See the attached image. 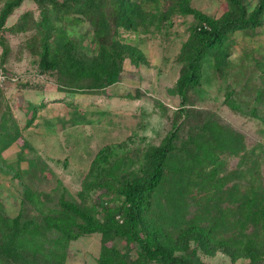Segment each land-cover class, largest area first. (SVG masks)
<instances>
[{
	"label": "rangeland",
	"instance_id": "1",
	"mask_svg": "<svg viewBox=\"0 0 264 264\" xmlns=\"http://www.w3.org/2000/svg\"><path fill=\"white\" fill-rule=\"evenodd\" d=\"M88 1L0 0V124L5 115L19 129L0 149V215L10 237L5 242L0 235V264H53L41 253L13 248L18 241L58 255L63 264H98L103 245L126 247L124 238L99 230L67 239L45 220L47 215L73 219L76 231L86 222L63 213L62 200L94 205L92 215L99 221L102 207L110 211L120 202L113 188L83 190L90 162L102 147H108L110 159L126 162L121 175L127 176L143 164L149 147L173 134L172 157L183 160L165 168L147 211L173 237L190 224H208L209 203L226 207L222 189L234 181L246 193L257 198L259 193L264 203V91L256 92L264 86V21L230 32L221 53L202 63L209 75L182 99L177 81L199 23L184 11L194 8L220 18L227 0H132L127 25L118 23L117 0H91L98 5L93 10L84 9ZM244 2L251 10L258 0ZM100 14L108 27L100 28ZM52 26L62 27L66 37H57ZM47 35L50 51L43 53ZM111 73L114 81H109ZM229 97L234 105L227 103ZM207 120L239 139L215 148L212 136L195 135ZM250 167L253 175L233 176ZM114 218L121 221L117 213ZM255 226L247 225L244 232L258 234ZM240 230L228 227L224 236L230 243L224 248L200 232L165 243L193 264H248L251 258L238 243ZM127 264L164 263L132 243ZM257 264H264V255Z\"/></svg>",
	"mask_w": 264,
	"mask_h": 264
},
{
	"label": "trees",
	"instance_id": "2",
	"mask_svg": "<svg viewBox=\"0 0 264 264\" xmlns=\"http://www.w3.org/2000/svg\"><path fill=\"white\" fill-rule=\"evenodd\" d=\"M132 3V0H117L119 7L118 23L127 25L128 20L132 21L131 14L129 13ZM227 3L228 9L220 18L211 17L194 8H186L184 11L192 13L199 23L198 26H195L190 38V49L188 52L192 51V54H187L184 69L177 81L178 93L182 99L187 97L189 89L195 88L202 83L204 75H209L202 68V63L203 61H208V57L215 52L219 51L221 53V50H223L229 39L230 32L244 29L249 25H261L264 21V0H258L257 5L251 10H247L244 0H227ZM97 6V4L93 5L92 1L89 0L84 9L90 8L93 10ZM100 15L99 23L102 24L100 28L108 27V22L103 17L104 15ZM42 21L44 27L49 28L47 15H44ZM90 21H92V18H90ZM51 28L57 34V37H60L58 35H61L63 39L66 37L62 27L56 28L52 26ZM47 38L48 35L44 36L43 53L50 51ZM127 47L130 51L142 55L138 48L133 46ZM45 64L46 61L42 60L41 65ZM262 64L264 65V62ZM51 66H56L55 60L51 63ZM114 79V74L111 73L109 81H114ZM207 80H210L209 76ZM262 91H264V86L256 90L259 96ZM227 103L229 105L235 104L232 97L228 98ZM30 108L32 117L35 107L31 105ZM254 112L256 115H259L256 111ZM30 118L28 119L29 122ZM203 128V132L202 130L198 132L196 130L195 135L201 137L204 136V133H207L209 136H212V139L217 140L215 141V148H220L221 150L225 146H229L228 144L232 140L236 141V139H239L238 136L232 135L231 131L226 127L219 125L213 120L205 121ZM18 131L17 124L14 121L8 122L7 117L4 115L0 124V149L13 140L17 136ZM171 135L173 134L167 136L160 145L149 147L145 151L143 164H140L137 170H133L127 176L121 175V170L126 162L122 158L118 160L117 158L110 159L108 147H102L96 152L90 162L86 179L83 182V190L89 192L91 189L104 186L108 189H115L116 195L120 198V202L112 210L107 211L106 207H102L104 214L101 221L93 218L92 212H96L94 205L80 207L70 201L62 200V212L83 219L86 224L80 225L79 229L74 231L71 229L73 219L70 220V218L54 215H47L45 217L46 223L55 227L62 237L67 239L75 238L82 233L95 230L101 231L103 235H116L124 238L126 247L123 249H119L115 245L111 247L103 245V250L98 257V264H127L129 245L132 243L138 244L143 255L164 264H193V260L187 257L186 254H174L165 241L172 239L183 241L191 233L200 232L207 237L206 240L209 243H212L216 247L224 248L230 243L229 239L224 236L226 230L230 225H237L241 228L239 234L243 237V239H238V243L241 245L240 249L251 258L248 264H257L258 258L264 255V237H258L260 233L264 234V203L259 193V198H257L256 193L244 192L240 188L241 185L238 181H234L230 187L222 189L224 190V196H221V199L227 201L226 207H221V203L219 205L216 201L209 203L207 215L205 216L209 222L208 224H190L178 232L175 237L158 224L155 218L147 214L151 206V195L165 178V168L183 160H180L181 156L178 157L177 161H174L175 157H172L174 151ZM6 139H9V141L4 142ZM206 143L209 145L210 142L207 141ZM251 168H247L245 171L240 170L234 173L233 176L246 177L247 175H253ZM223 181L225 182L226 180ZM224 182H221L219 187H222ZM213 209L215 210L213 211ZM116 213L121 217V221L114 218ZM256 223L259 225L258 234L255 232H244L247 225L251 224L254 229ZM7 230V224H5L2 215H0V235L1 239L5 242L9 241ZM12 247L25 249L32 253H41L42 256L53 264H63L58 255L43 251L38 245L30 241H18ZM0 261L4 262V256L1 251Z\"/></svg>",
	"mask_w": 264,
	"mask_h": 264
}]
</instances>
